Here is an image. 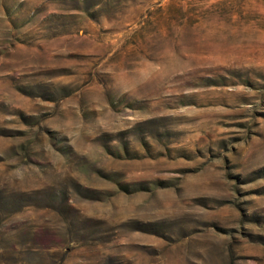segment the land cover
<instances>
[{
	"label": "rangeland",
	"instance_id": "1",
	"mask_svg": "<svg viewBox=\"0 0 264 264\" xmlns=\"http://www.w3.org/2000/svg\"><path fill=\"white\" fill-rule=\"evenodd\" d=\"M0 264H264V0H0Z\"/></svg>",
	"mask_w": 264,
	"mask_h": 264
}]
</instances>
